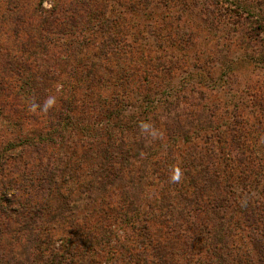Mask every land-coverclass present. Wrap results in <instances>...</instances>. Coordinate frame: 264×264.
<instances>
[{
	"label": "trees",
	"instance_id": "obj_1",
	"mask_svg": "<svg viewBox=\"0 0 264 264\" xmlns=\"http://www.w3.org/2000/svg\"><path fill=\"white\" fill-rule=\"evenodd\" d=\"M117 1H120L119 4L125 9L135 12L147 11L153 4L155 8H164V15L152 10L146 14L143 12L145 16L137 18H141L144 23L147 21V27H150L154 16H160L158 19L164 22L157 24V30L170 29L169 38L175 37L177 41L187 35L181 28L183 26L177 23L181 21L182 16L183 19L188 16L192 20L202 14L206 22L211 14L213 21L209 23V28L204 26L201 29L202 33L207 31L210 34L205 38L216 40L218 43L220 41L217 39L222 36L218 38L217 32L222 30L214 25L217 19L228 18V22L237 27L247 23L243 35L253 44L248 46V50H244V56L249 60L248 69L251 67V73L258 69L264 73V0ZM3 4L6 5L4 11L20 12L25 7L22 0H0V10ZM69 6H66L63 14H59L52 7L51 10L41 9L35 17L31 15L25 19L24 15L15 16L10 22L11 25H16V28L8 30L11 36H3L0 39V116L3 117L5 109L16 115L11 119L7 113L4 117L11 120L14 127L23 131L20 132L19 138L14 137L0 147V239L4 238L3 241L0 240V264H18L10 262L13 257L9 255L17 247L21 250V255L24 254V259L26 258L25 264H40L41 255L54 240L51 236H46L43 241L38 237L32 239V235H35L37 230H47L42 228L41 221L45 215L51 217L50 221L64 220V213L67 212L64 209L68 208V202H73L68 198L74 189L71 185L76 183L74 177L87 162L89 167L98 165L99 172L108 171L116 185L121 182L116 187L122 189L117 193L120 201L107 204L105 209L100 211L93 208L91 212H100L103 218L111 217L116 222L128 224L137 231L138 241L131 247L119 248L110 246L109 241L93 242L88 229L87 233L84 231L88 221L80 224L76 219L69 224V227H72L70 233L73 234V239L66 238L63 234L58 239L61 242L59 256L64 257L65 261H68L67 264H264V96L252 94L250 89L247 92L241 90L246 93L244 95L249 99L251 108H255L254 111H249L252 114L250 119L238 113L239 102L233 104L236 101L234 98L241 94H229L234 100L233 111L224 109L222 115L227 119L229 114L232 122L229 121V126H225V123L221 125L225 126L223 132H217L218 128H213L218 147L207 145L209 157L204 165L198 160V176L194 179L191 176L186 177L183 180L185 185L180 189L170 184L171 190L175 191L171 196H166L164 191L160 194H147L146 188L152 186L153 180H157L159 184L158 180L167 176L165 168L168 169L170 163L167 167L155 166L149 170L150 175L144 172L147 169L144 165H140L139 171L131 169L135 162H143L150 157L146 145L148 132L143 131L140 125L147 123L154 131L159 129L158 126L164 128L167 138L173 142L166 147V156L170 159L175 142L181 139L184 142L196 139V136L192 137L193 132L204 133L205 130L211 129L217 116L212 111L206 115L196 114L201 123L190 124L188 130H185L181 122L182 117L177 112L178 106L157 91L155 86L153 94L142 98L145 106L137 109L127 121V131L132 133L135 141L128 144L135 145L134 154L129 156L128 150L126 154L120 153L123 151V145L120 152H114L111 135H106L104 140L98 141L99 137L92 133L95 131L94 127L98 126H81V117L74 113L86 116L87 97L81 95L80 91L83 79L90 78V83H93L92 76L89 75L91 72H80L78 69L82 64L77 56L82 49H95L103 59L112 56L117 61H128L130 64L126 65V68L131 67L134 72H137L141 65L168 71L170 61H166L171 57L153 52L147 45H143L142 51L134 54L135 50L131 51L133 48L118 37L120 30H129V24L122 15L106 16L108 6L105 0H72ZM173 10L175 15L172 14ZM81 12L87 15L86 18L80 15ZM42 13L46 15L42 17ZM4 16L0 13V23H4ZM241 21L244 22L241 24ZM6 25H10L9 18L6 19ZM133 28L139 30L137 24L133 25ZM235 29L227 31L226 38L223 34V45H230L238 40L237 37L234 38V34L240 36L241 30ZM140 35L143 36V32H138L137 38ZM66 36L70 38L68 41L58 42ZM166 39L168 36L163 40ZM188 43L191 44L192 41ZM256 43L259 45V51L255 57L251 52L254 51ZM194 46H197L196 42H193ZM159 48H162L160 43ZM184 48L177 49L188 50ZM226 54L218 58L208 57L211 61L194 65V71L210 70L214 62L220 70L224 67L228 70L225 65L228 61L232 63V58ZM204 55V50H201L196 58L197 62L201 59L199 56ZM241 61L243 62L242 59ZM121 73V79L131 74L125 69H122ZM220 74L222 76L224 71L221 70ZM207 76L223 87L224 81L220 83L221 79L215 78V74ZM189 77L183 78L181 83ZM200 81V78H197L196 82ZM122 83L127 82L123 80ZM122 83L118 84V88H121ZM58 85L62 86V97L54 96L60 104L57 110L50 108L43 112L40 107L35 110L32 108L33 104L43 105L46 97L52 95L44 94L45 91L53 92ZM116 92L118 90L112 88L111 95H119ZM158 94H161L163 99L156 101V104L162 106L163 113H159L152 105L155 102L153 96ZM113 100L117 101L116 98ZM106 103L107 106L101 101L102 106L107 108L104 120L108 121L112 117L116 119L121 112L115 111L114 115L113 109H108V100ZM116 103L112 108L116 107ZM52 116L57 120H50ZM32 123L36 126L40 124L44 132L24 131V124ZM115 126L119 128L118 120ZM72 127L80 135L77 140L66 134L68 130L72 133ZM204 134L205 136L200 138L203 144L209 142L206 141L209 135ZM55 137L61 146L66 144V147L61 149V158L56 161L63 162L64 167L30 165L31 162L25 158L38 155L47 145L55 146ZM123 138L124 135H121L118 140L121 144H126ZM144 140L146 147L142 148L140 142ZM77 148H80V152L76 155ZM157 150L158 148L151 155H155ZM69 155L74 159L71 160ZM212 158L218 160L214 161ZM73 161L75 164L71 165ZM209 164L214 168L210 169ZM63 172L66 175H61ZM123 172L128 176L126 184L122 183ZM162 181L168 182V178ZM96 184L99 185V182ZM88 186V191L102 190L100 186ZM168 187L166 184L165 188ZM213 187L216 192H212ZM63 189L67 194L63 193ZM206 191L211 194H205ZM204 197L211 199L204 200ZM11 223L16 226L12 227ZM18 235H23L24 239L17 240ZM85 235L88 240L81 241L79 238H86ZM79 241L80 244L77 243ZM102 244L107 246L103 247ZM55 261L57 262L56 256Z\"/></svg>",
	"mask_w": 264,
	"mask_h": 264
},
{
	"label": "rangeland",
	"instance_id": "obj_2",
	"mask_svg": "<svg viewBox=\"0 0 264 264\" xmlns=\"http://www.w3.org/2000/svg\"><path fill=\"white\" fill-rule=\"evenodd\" d=\"M22 1L25 7L24 10H21L20 12H18L17 10L4 11L6 5H2L0 13H3V15H5L3 17L5 21L4 23H0V30L2 31V33L0 34V39L3 38V36H11V32H9L8 30L16 28V25H11L12 23L10 22L13 17L20 15H24L25 19L28 18L27 16L31 15L35 17V15H38V11H41V9L51 10L52 7L55 8L59 14H63L64 9L66 8V6H69L72 0ZM122 1L126 3L129 0ZM105 2L106 6H108L105 11L106 16L115 17V15H122L123 19L129 24V30H120V34L118 35V37L122 38L124 42H126L129 46H131V48H133L131 51L135 50L134 54L142 51L141 48L143 47V45H147V48H149L153 52H159L168 58L171 57L166 61L167 63H169L168 61H170L171 64L169 63L170 66L167 67L168 71L160 70V68L156 69V67H144L143 65H141L138 67L137 72H134L131 71V67L128 69L126 68V65L130 64L128 61H117L115 57L112 56L103 59V57H99V51L95 49H82L83 51L77 56V58L81 60L82 64L80 67H78V69L80 72L81 70L83 72H91L89 75L92 76L93 83H90V78L86 79L84 77L85 79H83L80 93L84 97H87L88 111H85L86 116L78 112H74L81 117L82 121L80 125H91L92 127L97 125L98 127H94L95 131L92 133H94L93 135L99 137L98 141H101V139L104 140V138H106V135H111L113 139L112 145L114 146V152H120V148H122L123 145V151H121L120 153L123 152L122 154H126V151L128 150L129 156H131L135 153V145L129 146L128 142L135 141H133L132 133L127 131L128 118L132 114L137 112V109L139 110L140 107L145 106V103L142 102V98L148 96L147 94H153L155 86L157 91L163 94V96H167V99L171 103L178 106L177 112L182 117L181 122L185 126V130H188L190 124L195 125L201 123L196 114L206 115L212 111L215 112L217 116V118L213 122L214 127L204 131V133L209 135V139L206 140L209 141L208 143L204 142L203 144L200 141V138L205 136L204 133H196L194 131L192 137L195 138L194 136H196V139H192V141L189 142H184L181 139L178 142H175V145H172L173 149L171 150L170 159L169 156H166V153L168 152L167 148L173 142H170V140L167 138L164 128L158 126L159 129H155V135L148 133L146 145L148 148L147 154H150V157L149 159H147V157V160H144L143 162H135L134 165L131 166V169L134 171H139L141 170L140 165H144L145 168H147L146 170H144V172H147L148 175H150L149 170L153 169L155 166L161 165L163 167H167L168 163H170L168 169L165 168V173H167V176L163 179L158 180L159 184H157V180H153L152 186L146 188V193L151 195L160 194L164 191V194L166 196H171V194H173L175 191L171 190L170 184H172L176 189H180L184 187L185 184H183V180L186 177L191 176L194 179L198 176L197 171H200L199 162H203L204 165L209 157V154L206 151L207 145H214L218 147V143L216 142L217 139L215 137L216 133L213 131V128H218L217 132H223L225 126H229V121L232 122V118L230 119L229 114H227V119H224V115H222L224 109L232 112L233 104L235 105L239 102V105L237 107L238 113L244 118H252V114L249 113V111H254L255 108H251L249 99L244 95L246 93L241 92V90H246L247 92L250 89V93L252 92V94L255 93L257 95L264 96V73L259 72V69L251 73V67H249L248 69L249 60L244 56V50H248V46L253 45L249 42V38L243 35L245 29L247 28V23L241 25L242 27H237L236 25L233 26L232 24H230V22H228V18L225 20L224 18H220L219 20L217 19L216 24L214 25H216L220 30H222V32H224H217L218 38L222 36L220 39H217L218 41H220L218 43L216 40L205 38L206 35L210 36V34L207 31L202 33L201 29L204 26L209 28V23L213 21L211 14H209V18H207L206 22H204V16L202 14H199V18L193 17L192 20H190L191 17H188L187 15V17H185L184 19L182 16L181 21L177 23H180V25L183 26L181 28L184 29V32H186L187 35L184 36L182 40L177 41L175 37L169 38L168 32L170 31V29L157 30V24L164 22V20L158 19L160 16H154L155 21L153 19V21L150 22V27H147V21H145L144 23L142 20H140L141 18H137V16H145L143 12L146 14L147 12H150L152 10H154L158 14L161 12L163 13L162 15H164V8H155L153 4L147 11L135 12L131 10L129 11L122 7L119 4L120 1L105 0ZM100 4H102V2H100ZM48 5H51V7H48ZM27 8L31 9L32 12ZM194 10H196V8H194ZM172 14L175 15L174 10L172 11ZM45 15L46 13H42L41 16L43 17ZM80 15L84 18H86L87 16L85 14H82V12L80 13ZM8 18L10 24L9 26L6 25V19ZM243 22L244 21H241V24ZM135 24H137V29H139L138 31L133 28V25ZM198 24L200 25L198 26ZM235 28H237V30H241L240 36L239 34H234V38L237 37L238 40L234 41L230 45H223L222 42L224 41V36L226 38L227 31L231 32ZM237 30L235 29V31ZM158 31L159 33H157ZM180 31L181 30H179V32ZM138 32H143V36L140 35L139 38H137ZM175 34L178 33L175 32ZM76 36L78 35L76 34ZM167 36L168 39L164 41L163 39L167 38ZM68 39L70 38L66 36L64 37V39H59L58 42L68 41ZM191 41V44L188 43ZM193 42L197 43L196 47H193ZM159 43L160 46L162 45V48H159ZM257 46H259L258 43H256L255 47H253L254 51L251 52L255 57L257 56V52L259 51ZM184 47L188 50L177 49H183ZM201 50H204L205 55L199 56L201 57V59L197 62L196 58ZM223 54L231 57L232 63H230V61L226 63L225 66H227L228 70L223 66L224 68L221 70L224 71V74L222 76L220 74L221 70L218 65H215V62L210 70H206L207 74L206 71H194V65L199 63H208V61H211L210 59H208V57L218 58ZM127 58H129V56H127ZM241 59L244 63L241 61ZM122 69H125L128 74H131L121 79L120 77L122 74ZM206 69H208V67ZM229 69L231 71H229ZM209 74H215V78L219 77L221 79L220 83L224 81L222 83L223 87H221L217 83H214V80L212 81V78L207 76ZM187 77L189 78L181 83L182 79ZM197 78H200L201 81L196 82ZM123 80H126L127 83H122ZM119 83H122L121 88H118ZM112 88L118 90V92L116 93L119 95H115V97L112 96ZM61 89L62 86L58 85L55 87L53 92L47 93V91H45L44 94H52L55 97L61 98ZM166 92H169V94H167ZM121 94L124 95L122 96ZM161 94L153 96L155 102H153L152 104L157 110H159V113H163L162 106L160 107V105L156 104V101L163 99ZM229 94L241 95L235 97L234 100L236 101L235 103H233L234 100L229 97ZM114 98L117 99L116 102L118 104L113 100ZM149 98H151V96H149ZM107 100L108 103H110L108 109H113L112 111H114V115L115 111L121 112V114H119L116 119L112 117L108 121H105L104 116L107 115L105 113V110H107V108H104L105 106H102L101 101H104V104L106 105ZM121 100H123V102H121ZM241 102H243L244 104L242 105ZM115 103L116 107L112 108V105ZM59 107V102H56L52 108L54 110H57ZM4 114H7V116H9L11 119L14 116L16 117V115L9 113L6 109L3 113V117L0 116V147H3L14 137L19 138L21 136L20 132H23L22 130L14 127L12 125V121L5 118ZM98 115L99 117H97ZM53 116L50 118V120L52 119V121H56L57 119ZM117 120L119 122V128L115 126ZM162 120H164V118H162ZM224 123L225 126H221ZM124 125L127 127H124ZM35 126L36 125H33V123L24 124V131L30 132L32 130H42L44 132L40 124H38L36 127ZM66 134L73 137V139L75 140L80 138V135L77 134L73 127L72 133L70 130H68V133ZM121 135H124L123 139L126 140V144H121L119 142L118 138ZM55 142V146L47 145L38 155H34L29 159H25L28 160V162H31L30 165L37 166L39 164H42V166L44 165L46 167V165H48L52 168L53 166H56L58 168L64 167L63 162L56 163V161L61 158V149L63 146L66 147V144L63 143V146H61L56 137ZM140 143L142 148L146 147L145 140ZM174 147L176 149H174ZM157 148V153L155 155H151V153L156 151ZM79 152L80 148H77L76 155L79 154ZM215 153L218 154L217 150H215ZM69 157L71 160L74 159L70 155ZM213 160L217 161L218 158ZM74 164L75 163L73 161L71 165ZM209 168L213 169L214 167L213 165L209 164ZM176 169H179L181 173V178L178 183H174L170 179ZM38 174L41 175L40 172ZM61 175L66 174L63 172ZM121 176L122 183L126 184L128 180L127 174L123 172L121 173ZM98 177H100V179ZM165 178H168V182L164 183V181L162 180H164ZM74 179L76 180V183L73 182L75 184L71 185V187L74 186V189L72 191L70 190L72 193L68 198V200H73V205L70 202L66 201L68 202V208L64 209L67 211L64 213V220L50 221L49 219L51 217L45 215L41 221L43 224L42 228H45L47 230L42 231L40 229L36 231L35 235H32V239L38 237L39 240L43 241L45 240L46 236H51L54 240V242H52V244L47 247L46 251L41 255L40 264H44L45 262L51 264H67L68 261L66 262L64 257L59 256L61 242L58 239L63 235L66 238L73 239V234L70 233L72 227L70 228L69 226L71 225L69 224H71V222L75 221L76 219L79 220L80 224L88 221V224L86 223L84 226V231L87 233L88 229V233L91 235L90 239H92L93 242L109 241L110 246L119 248L120 246L131 247L135 244V242L138 241L137 231L130 227L128 224L116 222L111 217L103 218L100 212H91L93 208L100 211L102 208L105 209L107 204H112L113 202L116 203L120 201L117 193L121 192L122 189L119 186H116L121 182L116 185L113 178L110 176V174H108V171L99 172L98 165L93 164L89 167L88 162L84 165L83 169L80 172H77V176L74 177ZM96 182H99V185L96 184ZM90 184L96 187L100 186L102 190L95 191L93 189L91 191H88L90 189L88 185ZM166 184L169 185L168 188H165ZM212 190V192H216L214 187ZM63 193L67 194V191L63 189ZM204 193L209 194L210 191H206ZM187 194H189V192H187ZM88 197L89 199H87ZM209 199H211V197H204V200ZM11 225L12 227L16 226L14 223H11ZM90 227H92L93 229H91ZM85 237L86 238L82 237L79 239L81 241L85 239L88 240V237L86 235ZM23 239L24 237L22 235L19 236L17 240L22 241ZM25 239H27L26 236ZM0 240L3 241L4 238L2 237ZM77 243L80 244V241ZM102 246L106 247L107 245L102 244ZM43 248H45V246ZM125 250L126 249L124 248L123 251ZM9 255L13 257V259H10V262H17L18 264L26 263V258L24 259V254L21 255V250L18 247L14 249V252H12V254L10 253ZM55 256L58 263L55 261Z\"/></svg>",
	"mask_w": 264,
	"mask_h": 264
},
{
	"label": "clouds",
	"instance_id": "obj_3",
	"mask_svg": "<svg viewBox=\"0 0 264 264\" xmlns=\"http://www.w3.org/2000/svg\"><path fill=\"white\" fill-rule=\"evenodd\" d=\"M48 7H51V5H48ZM56 103V98L54 96H49L45 99L43 105H32V108L35 110L37 107H40V110L43 112H47L50 108H52ZM141 129L145 132H148L152 135H155V131L151 128V125L147 124V123H142L140 125ZM181 178V173L179 171V169H176L174 171V174L170 177L171 181L174 183H178L180 181Z\"/></svg>",
	"mask_w": 264,
	"mask_h": 264
}]
</instances>
